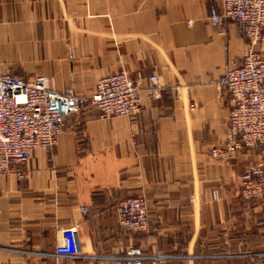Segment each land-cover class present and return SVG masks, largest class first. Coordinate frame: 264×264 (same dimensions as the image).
<instances>
[{
  "label": "crops",
  "instance_id": "crops-1",
  "mask_svg": "<svg viewBox=\"0 0 264 264\" xmlns=\"http://www.w3.org/2000/svg\"><path fill=\"white\" fill-rule=\"evenodd\" d=\"M222 3L0 0L3 74L44 75L58 91L84 95L121 70L165 85L159 98L145 92L132 117L102 118L90 106L52 149L0 173V264H123L51 256L63 226L77 228L89 256L135 247L172 256L159 264L264 263V196L246 201L241 192L262 147L230 162L211 156L232 108L219 80L249 48L237 24L211 21ZM258 50L264 56V40ZM140 196L150 227L125 230L117 205Z\"/></svg>",
  "mask_w": 264,
  "mask_h": 264
},
{
  "label": "built area",
  "instance_id": "built-area-1",
  "mask_svg": "<svg viewBox=\"0 0 264 264\" xmlns=\"http://www.w3.org/2000/svg\"><path fill=\"white\" fill-rule=\"evenodd\" d=\"M210 19L215 24L234 22L249 42L242 63L229 66L219 80L220 87L230 95L232 108L224 143L212 148L211 156L220 162H230L244 149L262 147L260 161L241 177L244 200H258L264 196V56L258 50L264 40V0H223L221 10L211 9ZM164 88L157 74L146 76L138 71L132 75L121 70L100 78L92 94L82 95L73 89L58 91L44 75L26 79L0 70V173L26 163L36 150L52 149L65 128L90 106L102 118L132 117L141 112L145 92L159 98ZM19 176L25 177L24 173ZM116 214L125 230L146 232L150 227L144 197L120 201ZM50 255L58 259L94 258L123 264H159L172 258L135 247L121 254L89 256L81 249L75 226L57 229L55 250Z\"/></svg>",
  "mask_w": 264,
  "mask_h": 264
},
{
  "label": "rangeland",
  "instance_id": "rangeland-1",
  "mask_svg": "<svg viewBox=\"0 0 264 264\" xmlns=\"http://www.w3.org/2000/svg\"><path fill=\"white\" fill-rule=\"evenodd\" d=\"M82 95H84V94H82ZM148 253H150V252H148Z\"/></svg>",
  "mask_w": 264,
  "mask_h": 264
}]
</instances>
